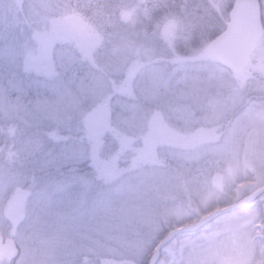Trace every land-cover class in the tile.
I'll return each instance as SVG.
<instances>
[{"label": "rangeland", "instance_id": "374dc122", "mask_svg": "<svg viewBox=\"0 0 264 264\" xmlns=\"http://www.w3.org/2000/svg\"><path fill=\"white\" fill-rule=\"evenodd\" d=\"M59 1L48 0L54 6ZM27 7L22 12L17 9L20 21L10 24L12 43L11 37L0 42L1 56L9 61L15 54L12 46L18 51L25 47L21 75L44 80L65 76V87L59 92L66 96L60 110L67 117L63 128L86 139L67 135L71 138L62 145L65 159L59 161L60 168L72 171L85 160L94 167L88 175L65 176L63 186L54 185L34 199L30 191L14 192L5 215H0V231L15 238L21 251L16 261L6 255L0 264H150L165 235L197 225L264 187V37L248 73L239 76L223 67L209 72L190 64L183 67L186 72L196 68L205 75L184 78L182 74L175 79L178 85H171L172 75L160 72L167 69L165 63L151 62L153 54H143L139 48L130 54L133 67L143 63L150 71L138 68L141 78L136 83L129 82V77L117 80L123 72L120 61L111 70V88L106 82L107 88H102L97 75L101 70L95 67L91 70L99 83L77 80L76 86L78 73L88 82L95 77L79 72L94 62L91 53L100 42L95 25L70 10L55 15L54 9L41 17L39 5ZM162 10L163 20L153 26L151 35L173 43L178 23L167 16L166 0ZM56 45L66 46L68 52ZM75 66L78 71L73 70ZM69 76L72 87L68 88ZM21 105L23 118L4 130L11 136L21 132L28 117L38 116L39 110L50 114L56 128L61 126L52 118V103ZM115 142L123 148L117 151L136 148L135 154L131 151L122 158L123 170L133 168L127 173L116 168V150L108 158ZM7 148L0 146V159L12 162L15 151L13 146ZM215 174L221 176V188L213 183ZM4 175H10L9 171L0 170V185ZM48 221L51 233L42 236L40 228ZM155 264H264V190L249 205L221 214L199 231L174 237Z\"/></svg>", "mask_w": 264, "mask_h": 264}, {"label": "trees", "instance_id": "16d2710c", "mask_svg": "<svg viewBox=\"0 0 264 264\" xmlns=\"http://www.w3.org/2000/svg\"><path fill=\"white\" fill-rule=\"evenodd\" d=\"M166 1L167 16L170 20L176 19L179 27H177L178 30L173 43L162 42L158 37L151 35L154 30L153 26L163 20V18L160 20V17L164 15L162 6L165 0H61L57 2L59 6H54L48 0H4L3 4L0 5V42H3L7 37H11L9 43H12V25L10 24L12 21H15L14 19H17V14H19L17 9L22 12L25 6L37 4L40 6L39 15L41 17L51 15L54 9H56V12L59 10H70L80 15L83 14L93 22L99 33L98 40L100 42H98L97 51L93 50L91 53L94 60L91 68H79L80 73L92 74L95 76L94 79L88 82L78 73L73 85H76L77 80L83 81V83L86 82L88 85H95L99 83V81L95 82V78L99 80L98 75L103 82L101 84L102 88L103 86L107 88L104 85L105 82L111 88L113 86L112 81H114V78L110 75L112 74L111 70L120 61H122V64L119 63V65L123 66V72H121L122 77H117V80H126V77H129V82L132 83L133 80L136 83L138 77L140 76L139 78H141V73L137 72V69L144 65L143 63H139V67L134 68V57L130 54L139 48L140 51H143V54H153L151 62H156L155 59H160L165 63L167 69H163L164 71L160 69V72L172 75L171 85H178L175 79L179 78L182 74L185 76L184 78L205 75V71L196 68L191 72H186L183 67L187 65L198 64L199 66L209 68V72L216 67H223L208 54L207 46L226 29L227 22H229V13L235 0H215L214 2L212 0ZM192 1H195V3ZM225 1L224 7L223 2ZM259 1L261 2L264 16V0ZM28 2H30L29 5ZM150 3L154 4L149 9ZM55 15H58V12ZM6 28L9 29L7 34L4 33ZM159 32L161 34L160 30ZM56 46L66 48L64 45ZM12 47L15 54L12 57L10 56L9 61L1 56V54H4V49L3 47L0 48V84L3 85V88L0 90L2 92V94L0 93V146L3 144L8 145V148L9 146H13L12 150L15 151L14 157H16L12 162H9L8 159H0V170L3 171L5 169L10 173V175H4V179L0 185V215H5V207L11 202L15 191H30L34 199L41 196L43 191H51L54 185L63 186L62 178H65V176L73 174L78 176L88 175L94 167V164H88L85 160L77 169L72 171L60 168L59 161L65 159V148L62 145L73 136L69 132V128H63V125H66L67 117L60 115V110L65 106L64 99L66 96L63 97L59 92L62 87H65L62 84L65 81V76L57 74L56 77H51L53 80H44L42 76L21 75L19 73V70L22 69L20 62L25 47L21 51H18L14 46ZM67 52L68 49L65 53ZM120 56H122V59H119ZM51 58L55 60L52 57V53ZM141 58L137 55V60H141ZM171 60H173V63ZM64 61H66L65 57ZM168 63L170 65H167ZM108 65L111 67L110 70H106ZM148 66H144L143 69L148 71ZM93 67L99 68L101 73L96 75V72L91 70ZM73 70L78 71L76 66ZM13 71L16 72L14 73ZM67 73L70 75V72L67 71ZM58 77L62 81L57 80ZM47 81H50V83ZM69 81L70 76L68 77V88L69 86L72 87ZM103 92L105 93V90ZM66 94L68 93L66 92ZM22 103H25V107L29 108L41 103H46V105L52 103L54 105L52 118L61 126L59 129L56 128L55 124L48 117L50 114L47 111L43 113L44 110H39L38 116L31 115L28 117V121L21 132L15 137L11 136L12 134L9 131L5 132L4 130L7 126L15 127L17 120L23 118ZM87 104L91 106L89 102ZM149 105L150 103L146 107ZM54 109L57 113L54 112ZM67 135H71V137H67ZM73 137L72 139L74 140H79L78 138L86 139L83 134H76ZM105 137L106 139L108 138L107 135ZM117 149L122 150L123 148L119 147V144L115 142L112 144V149L108 150L110 152L107 151L109 153L107 155H110L108 158ZM131 151L135 154L136 148L116 152L115 155H119L114 156V158H118V164L116 165L118 171L127 173L133 169L126 171L122 169V158H126L127 155L132 153ZM109 161L111 160L108 159L105 163L107 164ZM42 201H46V197L43 196ZM30 215L32 216L31 212ZM40 231L42 236L50 234L51 223L49 221L48 223H44ZM34 237L37 238L38 234ZM20 251L19 246V253ZM18 254L12 257L11 260L16 261Z\"/></svg>", "mask_w": 264, "mask_h": 264}, {"label": "water", "instance_id": "95a60500", "mask_svg": "<svg viewBox=\"0 0 264 264\" xmlns=\"http://www.w3.org/2000/svg\"><path fill=\"white\" fill-rule=\"evenodd\" d=\"M262 36V30L259 19V2L258 0H236L230 13V23L227 29L217 37L209 46L211 54L219 60L226 68L234 73L240 74L246 70L250 58L254 54ZM215 178V183H220ZM264 187L254 193L247 200L236 203L230 207L224 208L216 213L211 214L201 220L197 225L179 228L167 235L158 245L150 264H155L161 249L180 233L197 230L210 219L219 214L237 209L253 200ZM9 254L15 256L18 253V245L15 239L6 237L0 231V256Z\"/></svg>", "mask_w": 264, "mask_h": 264}]
</instances>
